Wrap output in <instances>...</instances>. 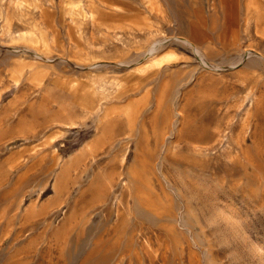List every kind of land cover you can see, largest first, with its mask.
<instances>
[{
  "label": "rangeland",
  "instance_id": "374dc122",
  "mask_svg": "<svg viewBox=\"0 0 264 264\" xmlns=\"http://www.w3.org/2000/svg\"><path fill=\"white\" fill-rule=\"evenodd\" d=\"M0 264H264V0H0Z\"/></svg>",
  "mask_w": 264,
  "mask_h": 264
},
{
  "label": "bare ground",
  "instance_id": "6f19581e",
  "mask_svg": "<svg viewBox=\"0 0 264 264\" xmlns=\"http://www.w3.org/2000/svg\"><path fill=\"white\" fill-rule=\"evenodd\" d=\"M93 3V2H92ZM97 9V8H96ZM100 21V20H99ZM139 108V107H138ZM132 115V114H131ZM134 115V114H133ZM132 115V116H133ZM134 118V117H133ZM136 118V117H135ZM130 122V121H129ZM128 122V123H129ZM141 132V131H140ZM83 155V154H82ZM81 155V156H82ZM71 159H72V161H74V160H76L75 159V155H72L71 156ZM81 161V160H80ZM78 162V160L77 161H75V162H73V163H77ZM70 165L72 166V164H71V162H65V164H64V166H61L62 168H61V170H60V175H59V177H58V190H57V192L58 191H62V189H64V187L66 186V182H68V181H70V171H69V169H70ZM108 165V164H107ZM106 165V166H107ZM110 166V165H109ZM73 167V166H72ZM115 167H116V165H115ZM111 169H113V168H111ZM134 170V169H133ZM109 171H111L112 172V170H109ZM132 172V171H131ZM134 172V171H133ZM144 172H145V167H143V165H142V170H141V172H140V175L141 174H144ZM59 174V173H58ZM114 174V173H113ZM137 174V173H136ZM112 178V177H111ZM102 182V181H101ZM104 184H103V188H101V191H103V190H105L106 191V183L105 182H103ZM110 184V183H109ZM98 185V184H97ZM56 187L57 186H55V189H56ZM97 188V187H96ZM136 189V188H135ZM81 191H83V190H81ZM100 191V194L102 193ZM104 191V192H105ZM98 192H99V190H98ZM103 192V193H104ZM61 193V192H60ZM62 193H64V192H62ZM102 193V194H103ZM130 193V192H129ZM132 194V193H131ZM134 194V193H133ZM60 196V195H59ZM105 195L103 194V197H104ZM137 198V197H136ZM122 209V208H121ZM120 211V208H119V210H118V212ZM122 213V212H121ZM120 218V217H119ZM122 218V217H121ZM105 232H107V231H105ZM106 239V238H105ZM113 241V240H112ZM112 243V242H111ZM126 247H128V246H126Z\"/></svg>",
  "mask_w": 264,
  "mask_h": 264
}]
</instances>
